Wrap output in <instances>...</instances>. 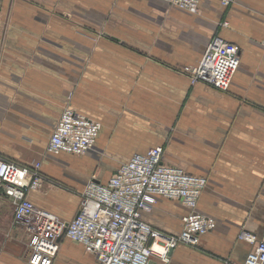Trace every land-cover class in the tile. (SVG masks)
I'll return each instance as SVG.
<instances>
[{
	"label": "crops",
	"instance_id": "obj_1",
	"mask_svg": "<svg viewBox=\"0 0 264 264\" xmlns=\"http://www.w3.org/2000/svg\"><path fill=\"white\" fill-rule=\"evenodd\" d=\"M216 35L240 47L228 90L184 71ZM66 106L101 123L83 154L47 149ZM155 145L164 162L207 177L197 209L216 226L149 264H243L254 244L239 234L264 241V0H204L198 12L166 0H1L0 155L41 162L37 205L72 220L90 179ZM187 212L160 197L144 218L179 233ZM67 239L53 264H98ZM29 241L0 192V264H31Z\"/></svg>",
	"mask_w": 264,
	"mask_h": 264
},
{
	"label": "built area",
	"instance_id": "obj_2",
	"mask_svg": "<svg viewBox=\"0 0 264 264\" xmlns=\"http://www.w3.org/2000/svg\"><path fill=\"white\" fill-rule=\"evenodd\" d=\"M166 1L198 12L204 0ZM240 64L239 45L216 35L198 62L186 65L184 71L193 84L228 90ZM100 129L99 121L66 106L47 149L54 154H83L94 147ZM163 153L162 145L152 146L122 162L107 181L90 179L70 221L30 198L29 192L42 185L40 161L24 164L0 155V192L10 199L15 220L29 235V262L53 264L63 237L82 243L98 264H149L153 257L168 262L170 251L179 244L198 245L201 235L216 226L212 216L197 209L207 177L164 162ZM160 197L179 200L189 208L179 233L163 231L144 218ZM239 238L254 244L243 264H264V241L245 230Z\"/></svg>",
	"mask_w": 264,
	"mask_h": 264
},
{
	"label": "rangeland",
	"instance_id": "obj_3",
	"mask_svg": "<svg viewBox=\"0 0 264 264\" xmlns=\"http://www.w3.org/2000/svg\"><path fill=\"white\" fill-rule=\"evenodd\" d=\"M62 243L65 245V247H69L71 245L70 241L67 239V237L62 238ZM92 264V263H91Z\"/></svg>",
	"mask_w": 264,
	"mask_h": 264
},
{
	"label": "water",
	"instance_id": "obj_4",
	"mask_svg": "<svg viewBox=\"0 0 264 264\" xmlns=\"http://www.w3.org/2000/svg\"><path fill=\"white\" fill-rule=\"evenodd\" d=\"M0 2H1V0H0ZM171 252H172V250L170 251V254H171Z\"/></svg>",
	"mask_w": 264,
	"mask_h": 264
}]
</instances>
